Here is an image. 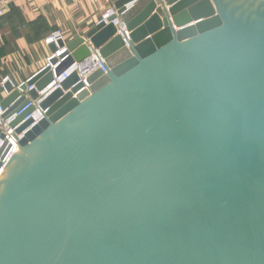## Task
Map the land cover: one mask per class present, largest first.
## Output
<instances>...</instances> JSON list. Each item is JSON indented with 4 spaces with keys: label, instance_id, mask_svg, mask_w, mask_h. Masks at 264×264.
I'll list each match as a JSON object with an SVG mask.
<instances>
[{
    "label": "water",
    "instance_id": "95a60500",
    "mask_svg": "<svg viewBox=\"0 0 264 264\" xmlns=\"http://www.w3.org/2000/svg\"><path fill=\"white\" fill-rule=\"evenodd\" d=\"M132 1L4 83L0 264H264V0Z\"/></svg>",
    "mask_w": 264,
    "mask_h": 264
},
{
    "label": "crops",
    "instance_id": "0c3cea01",
    "mask_svg": "<svg viewBox=\"0 0 264 264\" xmlns=\"http://www.w3.org/2000/svg\"><path fill=\"white\" fill-rule=\"evenodd\" d=\"M135 3H128L127 6ZM0 79L30 77L51 54L44 39L59 30L64 42L82 36L111 6L110 0H0Z\"/></svg>",
    "mask_w": 264,
    "mask_h": 264
},
{
    "label": "built area",
    "instance_id": "2783aa9c",
    "mask_svg": "<svg viewBox=\"0 0 264 264\" xmlns=\"http://www.w3.org/2000/svg\"><path fill=\"white\" fill-rule=\"evenodd\" d=\"M4 12H5V7L4 6H0V16L3 15ZM113 12H114V9L112 8V6H110L109 8H107L104 11V13L101 16V19H106L107 16L112 14ZM112 22H113V24L116 25L118 21H117V19H113ZM59 40L63 41L62 34H61V32L59 30H55V31H52L50 34L47 35V37L44 39V43L48 46L49 43H56ZM90 50H91V52H90V55L88 57H86L80 63H74L72 66H70L64 72H62L58 77H55L54 81L47 88L51 89L53 86L59 87V83L63 79H65L74 70H76L79 73V76L81 78H84L87 73L95 70L96 68H100L103 71H106V68H105V65L103 63V60L98 55L97 50L96 49H92V48H90ZM51 56L52 55L50 54L46 58L45 65L49 63V60H50ZM45 65H43V66H45ZM7 80H10L7 76H5V77L0 79V100L6 95V91L4 89V83ZM20 83L15 84V85L18 86ZM28 89H32V86L28 87ZM48 89H45L44 91L39 92V94L42 96L44 94V92H46ZM27 106H25V107H27ZM2 112L3 111L0 108V115H1ZM29 117H32L36 121V120H38L41 117V112L39 110L38 111L36 110L31 115L27 116L25 118V120L28 119ZM2 126H3L4 132H5V139L4 140L0 139V146H3L5 141H6V145L4 147V150H6L7 146H9L7 152L4 155V158L2 159L3 164H5L8 161V159L11 157L12 153L17 151L18 147H17L16 141L11 136L12 135V130L7 127V122L2 124Z\"/></svg>",
    "mask_w": 264,
    "mask_h": 264
},
{
    "label": "trees",
    "instance_id": "16d2710c",
    "mask_svg": "<svg viewBox=\"0 0 264 264\" xmlns=\"http://www.w3.org/2000/svg\"><path fill=\"white\" fill-rule=\"evenodd\" d=\"M2 52H3V50H2V51H0V55L2 54Z\"/></svg>",
    "mask_w": 264,
    "mask_h": 264
},
{
    "label": "bare ground",
    "instance_id": "6f19581e",
    "mask_svg": "<svg viewBox=\"0 0 264 264\" xmlns=\"http://www.w3.org/2000/svg\"><path fill=\"white\" fill-rule=\"evenodd\" d=\"M15 152H16V151H15ZM15 152H14V153H15Z\"/></svg>",
    "mask_w": 264,
    "mask_h": 264
}]
</instances>
